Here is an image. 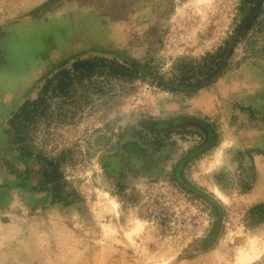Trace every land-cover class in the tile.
Segmentation results:
<instances>
[{"label": "rangeland", "instance_id": "rangeland-1", "mask_svg": "<svg viewBox=\"0 0 264 264\" xmlns=\"http://www.w3.org/2000/svg\"><path fill=\"white\" fill-rule=\"evenodd\" d=\"M260 204L264 0H0V264H264Z\"/></svg>", "mask_w": 264, "mask_h": 264}, {"label": "trees", "instance_id": "trees-1", "mask_svg": "<svg viewBox=\"0 0 264 264\" xmlns=\"http://www.w3.org/2000/svg\"><path fill=\"white\" fill-rule=\"evenodd\" d=\"M103 61H104V58H102V57L92 56V57H88V58H84V59L78 58V59H76L73 62L72 65L74 66V68H83L85 70V69H89L90 66H92V65H94L96 63L101 64ZM118 66L121 69L124 68L123 65H118ZM59 74L65 75L66 74V71L61 70L59 72ZM59 81H61V80H58V84L59 85L62 84V81L61 82H59ZM25 104L27 105V103H25ZM28 104H34V101H32L30 103L28 102ZM16 116H17V114L15 113L14 116L11 118V120H9V124H11V128H12V130L14 132H17L18 131L17 128L15 129V124L16 123H15V120L14 119L16 118ZM40 174L42 175L43 180L45 181V183H47L48 185L50 184L49 187H50L53 195H55L54 194L55 192L58 193V195H59V193H61L60 187H59L60 184L58 182V179H57L58 176H57L55 170L54 169H52L51 171H44L43 170V172H41ZM259 206L260 207H264V204H260Z\"/></svg>", "mask_w": 264, "mask_h": 264}]
</instances>
